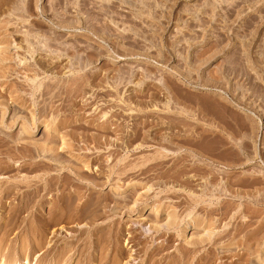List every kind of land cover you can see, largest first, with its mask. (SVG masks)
Listing matches in <instances>:
<instances>
[{
  "label": "rangeland",
  "instance_id": "obj_1",
  "mask_svg": "<svg viewBox=\"0 0 264 264\" xmlns=\"http://www.w3.org/2000/svg\"><path fill=\"white\" fill-rule=\"evenodd\" d=\"M0 57V264L264 249V0H0Z\"/></svg>",
  "mask_w": 264,
  "mask_h": 264
},
{
  "label": "bare ground",
  "instance_id": "obj_2",
  "mask_svg": "<svg viewBox=\"0 0 264 264\" xmlns=\"http://www.w3.org/2000/svg\"><path fill=\"white\" fill-rule=\"evenodd\" d=\"M0 58H2V57H0ZM78 173H80V172H78ZM68 191V190H67ZM75 193V192H74ZM106 194V193H105ZM103 196V195H102ZM78 197H79V195H78ZM134 201H136V200H133V202ZM109 202V201H108ZM95 204V203H94ZM126 204V203H125ZM91 205V204H90ZM93 209V208H92ZM106 211V210H105ZM94 212V211H93ZM92 215V214H91ZM263 221V220H262ZM258 227V226H257ZM259 231H260V229H259ZM255 232H257V230H255ZM257 234V233H256ZM248 236V235H247ZM255 236L253 235V238H254ZM252 238V237H251ZM246 239V238H245ZM258 240V239H257ZM202 241V240H201ZM259 241V240H258ZM196 241H194V244H197V243H195ZM246 242V241H245ZM244 242V243H245ZM192 243V242H191ZM98 244V243H97ZM193 244V245H194ZM248 244V243H247ZM245 246V245H244ZM247 246V245H246ZM249 246V245H248ZM252 246V245H251ZM263 248H264V246H263ZM190 249H192V248H190ZM194 249V248H193ZM243 249H245V251L240 255V256H238L239 255V252H237V253H235L236 254V256H238L239 257V259H242V260H244L243 262H240V261H233V262H231L230 264H254L256 261H254V259L256 260V255L257 256H259V257H261V261L260 262H262V256L264 255V253L262 252L263 250H261V248H258L257 246H256V248H254V247H247V248H243ZM98 250V249H97ZM186 250H187V248H186ZM188 250H189V248H188ZM189 252V251H188ZM190 253V252H189ZM188 253V254H189ZM122 254V253H121ZM185 254H187L186 252H184V255ZM117 255V254H116ZM190 255V254H189ZM185 256H187L188 257V255H185ZM184 257V256H183ZM191 257V256H190ZM212 257H213V255H210V256H206V257H201V260H204L205 261V263H207V264H212ZM253 257H254V259H253ZM185 258V257H184ZM200 258V257H199ZM118 260H119V254H118ZM170 260V259H169ZM263 260H264V256H263ZM204 261H203V264H205L204 263ZM257 261H259V259L257 260ZM199 262V261H198ZM260 262H257V263H255V264H259ZM200 263V262H199ZM201 263H202V261H201ZM200 263V264H201ZM263 263V262H262ZM173 264V263H172ZM176 264H177V262H176ZM261 264V263H260Z\"/></svg>",
  "mask_w": 264,
  "mask_h": 264
}]
</instances>
